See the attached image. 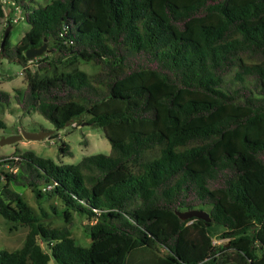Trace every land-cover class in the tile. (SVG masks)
Wrapping results in <instances>:
<instances>
[{
    "label": "trees",
    "instance_id": "16d2710c",
    "mask_svg": "<svg viewBox=\"0 0 264 264\" xmlns=\"http://www.w3.org/2000/svg\"><path fill=\"white\" fill-rule=\"evenodd\" d=\"M8 1L29 24L0 46L24 71L21 110L58 129L88 115L111 152L0 159L15 167L0 169V216L28 228L0 264H264V0ZM14 187L59 199L65 224ZM191 209L210 221L176 215Z\"/></svg>",
    "mask_w": 264,
    "mask_h": 264
},
{
    "label": "rangeland",
    "instance_id": "374dc122",
    "mask_svg": "<svg viewBox=\"0 0 264 264\" xmlns=\"http://www.w3.org/2000/svg\"><path fill=\"white\" fill-rule=\"evenodd\" d=\"M33 5H43L49 0H33ZM3 4L4 17L0 20V44L5 30L9 27L8 35L10 44L15 45L24 33L29 29V24L25 21L23 12L12 1L0 0ZM31 4V3H30ZM34 59V58H32ZM29 67L34 70L35 63L29 60ZM91 70L88 66H84ZM25 89L24 71L20 64L10 61L0 56V91L9 94V103L0 100V159L7 155H18L25 150H31L38 156L52 159L56 164H76L84 156L111 152L110 143L101 127L88 124V115H82L77 120L67 124L63 128H56L49 120L31 107L27 112H23L19 106L16 95L21 97ZM21 130L27 132L43 131L49 136L40 140H21L12 144H1V140L15 134H20ZM52 136V138H50ZM65 143L69 147V153H61L59 146ZM16 160V158H13ZM2 160V159H1ZM0 160V161H1ZM3 171H15L11 164H0ZM21 193L33 212L40 214L46 212V223L52 227H61L65 224L61 211L63 206L57 198L37 199L35 194L26 187H14ZM61 214V216L59 215ZM76 220L75 215L72 218ZM28 231L27 226L6 222L0 216V249L13 250L23 241ZM75 241L81 245H88L90 238L83 231L80 223H75L72 230ZM213 242L226 243L225 239H213ZM43 247L44 244H42ZM49 252L48 249H46ZM48 264H57L50 257Z\"/></svg>",
    "mask_w": 264,
    "mask_h": 264
},
{
    "label": "water",
    "instance_id": "95a60500",
    "mask_svg": "<svg viewBox=\"0 0 264 264\" xmlns=\"http://www.w3.org/2000/svg\"><path fill=\"white\" fill-rule=\"evenodd\" d=\"M8 30H9V27L5 30L3 34V38L0 44L1 47L3 46L4 41L8 36ZM46 49H47V44L45 43V39H44V43L41 46L28 48L25 51V57L28 59H32V58L41 56L46 51ZM47 136H49V133L43 132V131L27 132V131L21 130L20 134L10 135L2 139L1 144H12L14 142L21 140L22 138L27 139V140H40ZM176 215L183 220L187 218L195 217V218L203 219L206 222L210 221L209 214L203 211L202 209L176 211Z\"/></svg>",
    "mask_w": 264,
    "mask_h": 264
}]
</instances>
